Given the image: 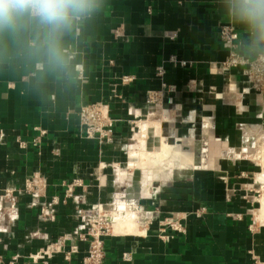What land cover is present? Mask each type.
Masks as SVG:
<instances>
[{
  "label": "crops",
  "instance_id": "0c3cea01",
  "mask_svg": "<svg viewBox=\"0 0 264 264\" xmlns=\"http://www.w3.org/2000/svg\"><path fill=\"white\" fill-rule=\"evenodd\" d=\"M226 22L218 0H109L105 15L73 38L67 74H52L41 63H0V194L9 189L15 200L13 212H3L0 264H42L27 255L78 224L69 199L58 204L54 221L38 216L43 200L62 197L64 179L84 181V207L113 196L119 216L135 220L130 199L115 190L117 180L124 183L125 169L114 166L124 158L130 121L148 110L150 90L161 91L164 108L157 113L172 112L171 136L183 141L182 151L191 159L166 169L163 177L185 167L152 193L151 173L143 171L136 200L158 219L171 212L186 215L185 231L160 238L154 229L143 236L107 235L103 264H264V218L255 219L258 202L252 208L247 192L253 184L264 187L258 179L264 149L252 157L261 171L244 150L264 134V93L250 90L239 68H219L226 51L218 28ZM171 54L188 64H170ZM158 65L165 70L161 76L155 73ZM120 75L132 79L121 84ZM114 94L119 96L109 100L113 137L98 145L81 135L77 111ZM129 107L135 115L128 114ZM35 127L45 130L38 149L19 148L16 139L29 141L38 134ZM34 172L46 183L44 197L17 191ZM200 207L201 216L190 214ZM83 248L69 260L57 254L48 264H82Z\"/></svg>",
  "mask_w": 264,
  "mask_h": 264
},
{
  "label": "built area",
  "instance_id": "2783aa9c",
  "mask_svg": "<svg viewBox=\"0 0 264 264\" xmlns=\"http://www.w3.org/2000/svg\"><path fill=\"white\" fill-rule=\"evenodd\" d=\"M115 34L118 30H114ZM218 37L223 43L226 51L225 58L219 62V68L228 72L232 68H239L244 75L248 84V88L256 93H264V73H257L254 69L248 67V62L242 57L238 56L236 51L237 45V32L233 25L221 23L218 28ZM167 61L170 64L179 63L180 65L188 64V61L178 60L174 54H171ZM163 65L156 67V75L161 76L164 73ZM80 78V75L77 76ZM132 76L120 75L118 82L121 84L131 81ZM230 81H228V85ZM119 95L114 94L106 100L95 101L90 103H83L79 106L77 111L78 123L80 126V133L86 139L95 140L98 145L107 143L112 140L113 126L116 121L109 115V100ZM145 103L148 106L153 105L155 108L163 106L162 93L160 90L147 91L145 95ZM128 114L135 115L131 107L127 110ZM38 134L31 138L29 141L16 139L19 148L32 146L38 149L41 141V136L45 134V130L40 127H35ZM113 167V166H112ZM60 185L63 187L62 197L53 195L48 199L43 200L39 205L38 216L44 221H54L57 212V206L60 202H65L69 199L75 207L78 224L70 231H64L57 235L54 239L48 241L45 245L39 247L36 251L29 253L27 258L34 262L48 264L49 260L57 254H62L65 260H69L71 255L77 253L81 247L83 248V255L81 257L82 264H103L105 252L103 248V238L110 235L111 222L107 219L105 211H116L117 208L113 204V196L106 202L95 203L91 206L84 207V192L86 184L80 177H72L64 179ZM46 183L43 178L37 173L27 175L17 191H21L32 197H44V190ZM114 195V194H113ZM122 197L125 198L124 193ZM256 200V199H255ZM13 192L11 190L2 191L0 194V232L6 231L2 224L3 212L8 209L12 213L15 207ZM257 201V200H256ZM9 202V205H4ZM132 202V201H131ZM129 203L132 204V203ZM253 204L254 199L250 200ZM145 213V217L149 216V221L146 223L152 224V214L156 211L142 209L137 203L135 205ZM139 210V211H140ZM204 207H200L190 214L201 216ZM252 211V210H251ZM188 215V214H187ZM237 216V215H236ZM155 219V218H154ZM158 219V218H156ZM186 215L180 216L177 212H171L168 215L157 220L156 236L158 238L168 233L184 232ZM150 226H146L148 230Z\"/></svg>",
  "mask_w": 264,
  "mask_h": 264
},
{
  "label": "clouds",
  "instance_id": "9594fccd",
  "mask_svg": "<svg viewBox=\"0 0 264 264\" xmlns=\"http://www.w3.org/2000/svg\"><path fill=\"white\" fill-rule=\"evenodd\" d=\"M239 30L238 56L264 73V0H218ZM109 0H0V63L34 62L67 74L73 38L101 19Z\"/></svg>",
  "mask_w": 264,
  "mask_h": 264
},
{
  "label": "rangeland",
  "instance_id": "374dc122",
  "mask_svg": "<svg viewBox=\"0 0 264 264\" xmlns=\"http://www.w3.org/2000/svg\"><path fill=\"white\" fill-rule=\"evenodd\" d=\"M164 106L159 107V108H155L153 107V105L148 106V110L146 111V113L143 116L137 117V118H133V120L130 121V124L128 125V129H129V140L127 141V148H126V152L124 155V158L121 159L120 161H117V165H113L115 162H113L111 164V172L112 175L115 179L116 178V171L114 167H119V168H123L125 169V173H126V178H124V183L120 184L117 180V187H116V191L118 192H123L125 195V198L130 199V201H132L129 205L131 212L136 216L135 217V221L137 222H141L143 223V221L145 220V213H143L140 209V211L136 210L137 208L135 207L137 200L136 198L141 195L142 192V188H141V181H142V177H143V171H147L148 173H151V178L149 181L148 186L151 187V189L149 188V193L153 188H155V186L158 185H162V183H165L168 179L171 178V174L174 172H178L180 170V168H176L174 167L172 169V173L167 176V177H163L162 174H165L166 169L170 170L173 166H183L185 164V162L190 161L191 159V154L183 152L182 150H184V144L182 143L183 141L179 142L176 141L177 137L176 136H171V129L169 127V121L171 120V118L173 117L172 112H167L166 113V118L165 120H162V118L160 117L161 115H158V113L160 112V110L163 111ZM167 111V110H166ZM154 113V114H150ZM158 112V113H157ZM162 114H165L164 112ZM133 115V114H132ZM135 117V116H134ZM157 118V119H156ZM161 119L160 122V127L155 128L152 127L153 122L155 120H159ZM142 124L145 126V130H142ZM141 127V128H140ZM140 137V139H138V135ZM162 141V142H160ZM164 141V142H163ZM171 144L170 145V153L168 154L169 156L164 158L163 160H157V159H153L152 162H149V164H147L145 167H141V168H130V162L135 161V157H132L129 155V153L127 154L128 151V145L131 144L130 147V151L132 150H137L138 148H142V147H148V149L151 150H157L160 146L161 143H167ZM175 143V144H174ZM178 143V144H177ZM180 143V144H179ZM264 149V134L263 136H258V137H253L248 145H246V147L244 148V150L246 151V160L253 163L254 165H257L255 162V159H253L256 155L258 156L259 152ZM181 150V151H178ZM256 152V155L254 154ZM198 155V154H197ZM190 156V158H189ZM253 157V158H252ZM151 159V158H150ZM198 159V157L195 156V161ZM114 166V167H112ZM163 171V172H162ZM257 171H261V168L259 165H257ZM128 174L130 175V178L128 179ZM261 186L259 185H255L253 184L252 187L249 188L248 195H250V200L254 199L255 202H253V207L255 208L257 207V202H258V207L256 209L255 212V219H263L264 217H260L258 215L259 209L262 206V201H260L263 197H264V187L260 189ZM148 193V194H149ZM147 194V195H148ZM112 198V197H111ZM110 198V199H111ZM109 199V200H110ZM257 199V201L255 200ZM264 201V200H263ZM156 218V214L153 213L152 214V224L146 223L145 226H150L149 229H154L155 233H156V228L158 227L157 225V220L159 219H154ZM135 221H131L127 222L128 225H126L124 222L121 226H134V233H140V230L142 227H140L138 224H135ZM120 223H118L117 225H119ZM120 226V225H119ZM119 226H117L116 228H118ZM120 226V227H121ZM111 229V226H110ZM146 229V232L148 231ZM121 229L118 231V233L120 232ZM141 236V235H140ZM143 236V235H142Z\"/></svg>",
  "mask_w": 264,
  "mask_h": 264
},
{
  "label": "bare ground",
  "instance_id": "6f19581e",
  "mask_svg": "<svg viewBox=\"0 0 264 264\" xmlns=\"http://www.w3.org/2000/svg\"><path fill=\"white\" fill-rule=\"evenodd\" d=\"M150 114H152V113L150 112ZM160 117L162 118V120L167 119L166 118V114H162ZM160 120L161 119L155 120L153 122V125H159L160 124ZM170 145L171 144L161 143L157 150L138 148L137 150H132V151H129V152L127 151L130 156L135 157V159H136L135 161L130 162V166L129 167L130 168L145 167L147 164H149V162H152L154 158L157 159V160H163L164 158L169 156L168 154L170 153V148H169ZM178 151H181V150H178ZM189 158H190V156H189ZM205 160H206V158H205ZM262 160L261 161L264 163V158ZM258 179H260L261 182H264V164H263V171H262V173H261V175L259 176ZM263 200H264V197L260 200V201H262L261 202L262 206L259 209L257 217L258 216L264 217V201ZM125 206H126V204H125ZM128 208H129L128 210H130L129 206H128ZM105 215H106L107 219L111 222L110 233L113 234V235H117V234L136 235V236L137 235L138 236L139 235H145V232H146L145 224L150 219L149 216H146L145 220L143 221V223H141V222L135 221L134 218L131 217V216H122V215L119 216V212L118 211H111V210L110 211H105ZM131 221H135L136 222L135 224H138L140 227H142L141 230H140V233H134L135 232L134 231V226H130V225L129 226H125V224L128 225L127 222L131 223ZM123 222L124 223L126 222V223L124 224V226H121L123 224ZM118 223H120L119 225L121 227L119 225H117ZM117 226H119V227L116 228ZM120 229H121V231H120L121 233H118V231Z\"/></svg>",
  "mask_w": 264,
  "mask_h": 264
}]
</instances>
